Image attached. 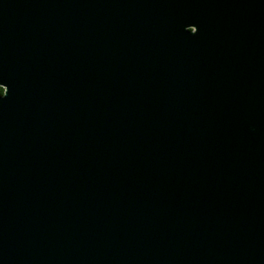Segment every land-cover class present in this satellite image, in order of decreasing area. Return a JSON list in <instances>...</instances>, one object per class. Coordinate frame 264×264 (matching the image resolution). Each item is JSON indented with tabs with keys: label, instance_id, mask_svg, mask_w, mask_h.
I'll return each instance as SVG.
<instances>
[{
	"label": "water",
	"instance_id": "water-1",
	"mask_svg": "<svg viewBox=\"0 0 264 264\" xmlns=\"http://www.w3.org/2000/svg\"><path fill=\"white\" fill-rule=\"evenodd\" d=\"M0 83V264H264V0H0Z\"/></svg>",
	"mask_w": 264,
	"mask_h": 264
},
{
	"label": "snow or ice",
	"instance_id": "snow-or-ice-1",
	"mask_svg": "<svg viewBox=\"0 0 264 264\" xmlns=\"http://www.w3.org/2000/svg\"><path fill=\"white\" fill-rule=\"evenodd\" d=\"M188 25H193L191 23H189ZM189 33H195L197 31V28L195 27L194 29L193 28H188L186 29ZM0 85H4L3 83H0ZM7 92V89L6 88H3V87H0V97H3Z\"/></svg>",
	"mask_w": 264,
	"mask_h": 264
}]
</instances>
